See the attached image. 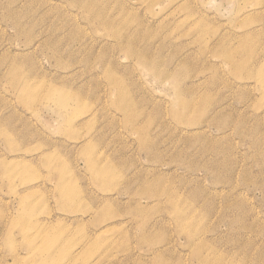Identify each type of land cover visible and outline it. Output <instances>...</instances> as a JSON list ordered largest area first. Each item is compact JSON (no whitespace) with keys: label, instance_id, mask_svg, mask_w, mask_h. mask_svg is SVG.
I'll use <instances>...</instances> for the list:
<instances>
[{"label":"rangeland","instance_id":"rangeland-1","mask_svg":"<svg viewBox=\"0 0 264 264\" xmlns=\"http://www.w3.org/2000/svg\"><path fill=\"white\" fill-rule=\"evenodd\" d=\"M196 251L264 264V0H0V264Z\"/></svg>","mask_w":264,"mask_h":264},{"label":"bare ground","instance_id":"bare-ground-1","mask_svg":"<svg viewBox=\"0 0 264 264\" xmlns=\"http://www.w3.org/2000/svg\"><path fill=\"white\" fill-rule=\"evenodd\" d=\"M113 35H115V33ZM222 56L224 57L225 61L228 62L231 65L232 71H234V73H236V74H241L243 72V70H246L249 67L245 63L240 64V63L235 62L234 60H232L231 55L228 54V53L223 52ZM103 60H104V57L101 58L102 63H103ZM253 67L259 70L258 64H255ZM244 74L247 75L249 78H250V76H252L249 73H244ZM163 75H165V73H161V75L158 76V77H162ZM59 99H60V103L65 104L67 102L68 97L66 96L65 93H60ZM93 169H94V173H95L94 177L97 180H102L107 175V173L105 171L97 169V167H95V166L93 167ZM60 190L62 191V195H66V194H68L71 191L70 188H65L64 189L63 187ZM169 203H170V206H171V209H172V213L175 216L176 223L178 224V226L180 228L179 231L181 232V234L184 235V237L186 238L187 242L190 245L204 246L205 242H206V239L204 238L203 233L198 231L199 230L198 228L192 227L193 220H191L189 218V220L187 221V217L184 214H182V212L179 209H177V207L175 206L176 204H174V201L170 200ZM107 204H109V203L105 201V205L106 206H107ZM101 212L102 211H99L98 214H100ZM187 225L188 226L191 225V227H187V229H185L184 227H186ZM182 239H183V237H182ZM166 252H168V251H166ZM195 255H196V258L199 260L200 264H211L212 263L211 262L212 261V259H211L212 256H211L210 253H204L202 251H196ZM192 258H193V256H192ZM214 264H222V263L217 262V263H214Z\"/></svg>","mask_w":264,"mask_h":264}]
</instances>
